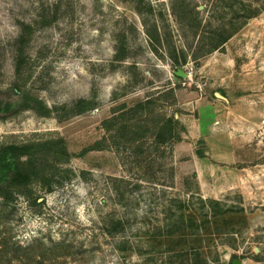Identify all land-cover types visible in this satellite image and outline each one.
Listing matches in <instances>:
<instances>
[{
	"label": "rangeland",
	"instance_id": "1",
	"mask_svg": "<svg viewBox=\"0 0 264 264\" xmlns=\"http://www.w3.org/2000/svg\"><path fill=\"white\" fill-rule=\"evenodd\" d=\"M263 117L264 0H0V264H264Z\"/></svg>",
	"mask_w": 264,
	"mask_h": 264
},
{
	"label": "trees",
	"instance_id": "2",
	"mask_svg": "<svg viewBox=\"0 0 264 264\" xmlns=\"http://www.w3.org/2000/svg\"><path fill=\"white\" fill-rule=\"evenodd\" d=\"M32 32V26L25 24L22 26V32L16 40V58L15 70L20 74L25 63L26 55L24 54L25 43L28 36ZM185 59V57H184ZM174 61L177 63V57L174 56ZM11 89L17 91L18 80L13 82ZM92 105V101L87 98H80L74 104L73 108L76 111H83ZM10 106V102L4 105L5 110ZM112 136V135H111ZM114 137V136H112ZM154 137L157 142H166L176 138L175 119L172 116L164 117L162 121L155 125ZM17 143L15 141H0V196L9 201L13 198L12 193L25 192V188L38 174V161L36 160L32 149V143ZM141 145L137 144L136 146ZM43 151L46 152L44 149ZM42 151V152H43ZM45 156L46 153H44ZM25 156V158L23 157ZM17 190V191H15ZM231 264V261L229 262Z\"/></svg>",
	"mask_w": 264,
	"mask_h": 264
},
{
	"label": "water",
	"instance_id": "3",
	"mask_svg": "<svg viewBox=\"0 0 264 264\" xmlns=\"http://www.w3.org/2000/svg\"><path fill=\"white\" fill-rule=\"evenodd\" d=\"M175 72L177 74H179V75H184L185 74V72L183 70L179 69V68H177L175 70ZM216 95L219 96V97L225 98V96L222 93H220V92H216ZM231 264H242V261H241L240 258H233L231 260Z\"/></svg>",
	"mask_w": 264,
	"mask_h": 264
},
{
	"label": "built area",
	"instance_id": "4",
	"mask_svg": "<svg viewBox=\"0 0 264 264\" xmlns=\"http://www.w3.org/2000/svg\"><path fill=\"white\" fill-rule=\"evenodd\" d=\"M261 124L264 126V117L261 120Z\"/></svg>",
	"mask_w": 264,
	"mask_h": 264
}]
</instances>
